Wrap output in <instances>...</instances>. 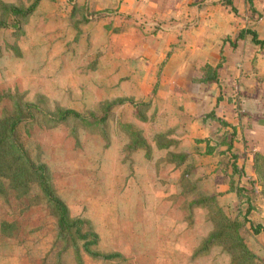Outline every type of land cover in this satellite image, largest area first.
Instances as JSON below:
<instances>
[{"label": "rangeland", "instance_id": "rangeland-1", "mask_svg": "<svg viewBox=\"0 0 264 264\" xmlns=\"http://www.w3.org/2000/svg\"><path fill=\"white\" fill-rule=\"evenodd\" d=\"M32 3L24 18L3 11ZM102 11L93 0H0V117L12 111L17 98L37 107L34 116L17 123L16 141L47 167L69 216L94 231L97 242L90 249L117 255L93 257L81 241L76 249H64L51 207L36 184L19 195L5 181L0 225L6 224L7 234L0 232V264H78L77 257L81 264H230L218 244L202 251L213 224L205 207L191 204L195 193H183V170L197 190L215 196L226 216L243 223L245 243L256 264H264V196L252 154L238 152L233 142L232 157L203 154L204 145L192 141L195 132L174 127L178 123L168 126L178 115L157 116L151 103L134 97L131 80L117 81L104 61L108 54L99 50ZM112 100L119 102L97 121L105 112L103 102ZM59 109L95 123L72 117L53 126L43 121L41 113L51 116ZM231 130L217 122L206 132L215 152ZM133 131L148 152L128 148ZM169 152L186 158L171 163Z\"/></svg>", "mask_w": 264, "mask_h": 264}, {"label": "crops", "instance_id": "crops-1", "mask_svg": "<svg viewBox=\"0 0 264 264\" xmlns=\"http://www.w3.org/2000/svg\"><path fill=\"white\" fill-rule=\"evenodd\" d=\"M93 1L104 10L99 50L135 98L178 115L168 126L204 149L212 113L234 127L238 152L264 153V0Z\"/></svg>", "mask_w": 264, "mask_h": 264}, {"label": "trees", "instance_id": "trees-1", "mask_svg": "<svg viewBox=\"0 0 264 264\" xmlns=\"http://www.w3.org/2000/svg\"><path fill=\"white\" fill-rule=\"evenodd\" d=\"M1 5V7H3ZM34 3L25 9L17 8L14 6L3 9V11L11 12L13 15H20L24 18L33 9ZM0 25H3L0 22ZM10 99H13L11 97ZM121 101V100H120ZM119 102V100H112L110 102H103L106 106L104 115L97 121H103L107 110L112 103ZM37 107L32 104L22 103L20 99H15L12 105V111L9 114L0 117V195L5 194V181L9 188L13 189L19 195H23L27 192L31 184L36 186L41 191V196L45 199L46 203L51 207L52 213L56 221V234L57 239L63 242L64 249L67 246L77 248V241H81V248L87 254L93 257H101L104 259H111L117 255V253H99L96 250L90 249L91 245L97 242V236L91 227H85L84 221L78 218H71L69 216L67 207L63 201L57 197L54 192V188L51 184V176L47 167L38 161H33L27 151L19 144L15 139V129L17 123L34 116L37 112ZM42 114L43 121L49 126L63 123L67 118L72 117L77 121L86 123L87 125H93V121H89L87 117L69 109H59L55 115L48 116ZM93 115V114H90ZM213 119L216 120L222 126H230L232 130L227 132V141L223 143V148L218 150L221 154L225 152L229 154V157L234 156L230 152V146L235 138L234 127L228 124L222 118L215 117L212 113ZM141 119L144 116H139ZM130 134V133H129ZM226 132L222 134L224 137ZM131 142L128 144L129 149L143 148L145 152L149 151V146L142 140L138 134L131 132ZM205 142V154H211L216 148V144H209L210 138H204ZM224 154V153H223ZM184 154L167 153V159L171 163L180 164L185 160ZM252 169L256 175V179L261 186V193L264 196V153L255 151L251 155ZM235 163L231 161L232 172H235ZM180 186L183 193H195L196 199L191 200V204L205 207L208 211V218L213 224V229L209 233L208 237L204 240L202 251H205L209 246L214 244L220 245L229 255L230 264H256L254 260V254L249 250L242 235L241 228L243 223L237 219H232L226 216L215 203V196L212 194H204L197 190L196 187L188 181L185 176L184 170L179 178ZM185 188V189H184ZM187 188V189H186ZM6 224L0 225V232L6 235ZM261 230L264 231V228ZM255 232L260 231V228H255ZM77 263L81 264L79 257H77Z\"/></svg>", "mask_w": 264, "mask_h": 264}, {"label": "built area", "instance_id": "built-area-1", "mask_svg": "<svg viewBox=\"0 0 264 264\" xmlns=\"http://www.w3.org/2000/svg\"><path fill=\"white\" fill-rule=\"evenodd\" d=\"M188 1H198V0H188Z\"/></svg>", "mask_w": 264, "mask_h": 264}]
</instances>
